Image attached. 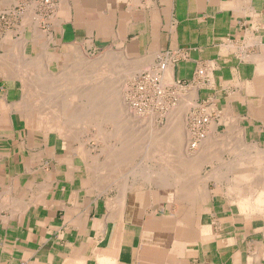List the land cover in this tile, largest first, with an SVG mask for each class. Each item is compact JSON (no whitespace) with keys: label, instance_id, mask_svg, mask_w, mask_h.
<instances>
[{"label":"crops","instance_id":"obj_1","mask_svg":"<svg viewBox=\"0 0 264 264\" xmlns=\"http://www.w3.org/2000/svg\"><path fill=\"white\" fill-rule=\"evenodd\" d=\"M45 1L0 0V264H264V0ZM78 51L142 57L144 70L167 53L173 81L211 66L212 89L196 88L193 102L212 100L219 116L211 144L192 154L187 142L197 161L182 193L104 188L88 136L48 129L58 119L25 108L30 78L61 76Z\"/></svg>","mask_w":264,"mask_h":264},{"label":"bare ground","instance_id":"obj_2","mask_svg":"<svg viewBox=\"0 0 264 264\" xmlns=\"http://www.w3.org/2000/svg\"><path fill=\"white\" fill-rule=\"evenodd\" d=\"M79 48V47H78ZM79 52L80 51H78L77 53V55H79V56H74L77 60V62H76V66H75V68L73 69V71H74V73H72V74H70L69 75V72H70V70H72V68L69 70V72H68V74L66 73L64 76L66 77H68V79L70 78L71 79V77H79V78H77V79H80L79 81L78 80H76L75 78V80L77 81L76 82V84L78 83V82H84V83H86L85 81H89L88 80V78L90 79V78H92L93 80H94V78L97 76H99L98 74H95V73H98V70L100 69H105L104 67L105 66H107V65H109V66H112V68L115 66V65H117V64H120V63H123V64H127V67L125 68V72L124 71H122L123 72V75H122V73H121V77L123 76V77H131V78H134V76H135V74L138 72V68H140L141 66L142 67H144V66H146L148 63L145 61V59H142V57H140L142 60H140V58L138 59V58H134L135 60H133V61H129L130 62V64L128 63V61H126V60H128L127 58L129 57H127V58H125L126 56L124 55L123 57L121 56V54H122V52H120V55H119V57H118V53H117V55H116V53L115 52H112V51H110V52H107L106 54H103V56H100L98 59H95V60H89V59H87L88 57H85V56H83V53L80 55L79 54ZM115 53L114 55H116L117 57H118V61H116V56H114L112 53ZM42 54V53H41ZM74 55V54H73ZM120 56H121V58H120ZM153 56V55H152ZM72 57V56H71ZM114 57H116V58H114ZM150 57V56H149ZM152 58V57H151ZM72 59V62H70V60L67 62V64H66V67H68L67 65H69L70 64V66L72 65V67H74V65H75V63H73V57L71 58ZM146 60H148L147 58H146ZM151 60V59H150ZM16 61V60H15ZM149 61V60H148ZM114 62H116L115 63V65H113L114 64ZM72 63V64H71ZM129 64V65H128ZM149 64H151V63H149ZM121 66H122V64H121ZM149 66V65H148ZM22 67V66H21ZM116 67V66H115ZM114 67V68H115ZM151 67V66H150ZM14 68V67H13ZM24 68V67H23ZM26 68V67H25ZM124 68V67H123ZM67 69H69V68H67ZM107 69V68H106ZM119 69V68H118ZM171 63H167V65H166V67L164 68V72L162 73V77H161V80H162V83H164L163 85H166L167 83H170L171 82ZM17 70V69H16ZM34 70V69H33ZM120 70V69H119ZM121 70H123V69H121ZM111 71V70H110ZM112 71H113V69H112ZM37 72V71H36ZM39 72H41V71H38V75H36V76H34L33 78L31 77L30 78V82H28V83H30V87L26 90L27 92V95L25 96V99L24 100H26V104L27 105H29L28 107L26 106L25 108H39L41 111H42V113L46 116H44L43 115V117L44 118H53V116H54V118L57 120V119H60L61 117L60 116H62V114H64L65 115V118H63L65 121H64V123L62 122H58L59 120H57V123L59 124V123H61V124H59L60 126L58 127V128H54L55 129V131H60L61 133H63V134H65V135H67V136H72V138L75 136V135H78V133H79V131H87V129H89L90 128V126L91 127H95L97 130H98V132H99V134L100 133H102V126H100V124L99 123H101V122H103V120L104 119H106V116H107V113L105 114V112H106V110H111V106H112V108H113V113H111L112 112V110H111V112L109 113L108 111V113H109V118H117L118 119V116L120 117L119 118V125H122V123L124 124V122H121V117H123L127 112H126V109H124L123 110V108L121 107V106H123V105H119V104H117V103H115L114 101V104H116V106H113V105H111V106H107V104H109L107 101H105L104 99H102L104 96L103 95H101L102 93H101V91H98L95 95H96V97H92V98H94L92 101L90 100V95H89V97L87 98V99H89L90 101L89 102H94V104H95V107H93V108H91V110H87L88 108H90L91 106H93V104H88L89 106H87L88 108L86 109L84 106H82L81 104H74V105H71V106H69V105H67V106H69L68 108H71V112L70 111H68V112H66V110L65 111H63L64 113H62V112H60V113H57L58 111H55L56 109H58V108H60V106L59 105H57V104H55V103H57V102H55V100L53 101V99H52V101L54 102V104H49V103H51L52 101H50V95H52V94H50L51 93V91H53V89L54 88H52L51 89V87H52V85H55V76L54 77H48L47 78V76L50 74H45L44 73V75H46V77L44 76V75H42V76H44V77H42L41 75V77L39 76ZM65 72H67V71H65ZM94 72V73H93ZM107 73V72H106ZM37 74V73H36ZM119 74V73H118ZM139 74V73H138ZM51 75H53V74H51ZM101 75V74H100ZM106 75V74H105ZM109 76H110V74H108ZM108 75H106V77L108 76ZM120 75V74H119ZM62 76H63V73H62ZM102 76H104V75H102ZM115 76V75H114ZM60 77V76H59ZM59 77H57V78H59ZM65 77L63 78V79H65ZM99 77H101V76H99ZM105 77V76H104ZM103 77V78H104ZM111 77V76H110ZM122 77V78H123ZM22 78H24V77H22ZM22 78H21V80H22ZM29 78V76H27L25 79H28ZM102 78V80H104L105 81V79H103ZM59 79H62V78H59ZM67 79V78H66ZM73 79V78H72ZM100 79V78H99ZM120 79V78H119ZM119 79H116V77H115V81L116 80H119ZM125 79V78H124ZM130 79V78H129ZM19 80H20V78H19ZM121 80V79H120ZM123 80V79H122ZM121 80V81H122ZM60 81H62V80H60ZM92 81V80H91ZM97 81V80H96ZM101 81V80H100ZM108 81V80H107ZM110 81H111V79H110ZM113 82L114 84L116 83V82ZM126 81V80H125ZM168 81V82H167ZM103 82V81H102ZM101 82V83H102ZM106 82V81H105ZM104 82V83H105ZM60 83H62V82H60ZM90 83V82H89ZM117 83H118V81H117ZM120 83V82H119ZM79 84V83H78ZM91 84H93L92 82H91ZM99 84V83H98ZM108 84V83H107ZM81 85V84H80ZM122 85V84H121ZM121 85H118L119 87L121 86ZM87 86V85H86ZM89 86V85H88ZM117 86V87H118ZM54 87V86H53ZM116 87V88H117ZM114 88H115V86H114ZM113 88V90L115 91L116 89H114ZM56 89V88H55ZM66 89V88H65ZM95 90H96V88H95ZM94 90V91H95ZM118 91L117 92H119V91H121L120 90V88L119 89H117ZM178 90H182V89H178ZM91 91V90H90ZM89 91V92H90ZM93 91V90H92ZM92 91H91V93H92ZM110 91V90H109ZM112 91V90H111ZM25 93V94H26ZM36 93V94H35ZM83 93V92H82ZM109 93V92H108ZM115 93V92H114ZM182 93H184V94H181V92H180V95H182L181 97V103L178 105L177 104V108H175L176 110H174L173 111V113H171V114H173V119H172V122L170 121V119L172 118H170L169 120H168V118H167V120L168 121H170L171 122V125H170V127H168L167 125H166V127L167 128H169L170 129V132L171 133H169V135L170 134H173V135H170L169 136V138H170V140H169V138H166V137H164L165 139H163L162 138V136L161 135H159V137H156V139L157 138H160V136H161V140H163V142H159V143H156L155 142V137H153L155 140L153 141V142H155V144H154V147L155 148H153V145H151V148L149 147L148 148V146H149V144H152L151 142L149 143V144H147L148 146H147V149H145L146 147H144V148H142L144 145H141V143L142 142H144V139L142 140V139H138L137 137H135L136 135H138V134H136V135H134V137H135V139H132V138H134V137H132L131 135H129V134H132L133 135V133H131L130 131H132V130H134V129H131V128H129V129H127V130H129V131H125V130H123V129H119V128H117V127H114V128H116V130H114V132L115 133H113V134H115V136L117 137V145L115 146V147H113V149L114 150H116V152L117 153H115V151H114V154L112 153V151L109 153V154H107L106 156L109 158V160H107L106 159V161H104V160H102V161H104V163L102 162V164H98L97 163V161L95 162V160H93L92 162V164H93V169H92V171H93V173H92V176L94 175V178L93 179H95L97 182H100L101 184L103 183V187L105 188V186H104V183L106 182L107 183V181L111 178V176L113 177V175H115L117 172H119L120 171V175H124L125 177H123V176H121L120 177V175L118 176V174H117V177L118 178H121V182H123L122 180H124V178H126L127 176L126 175H128V174H126V171H128V169H126L125 170V168H123V167H121L122 169H120V167H118L120 170H116V169H112V167H116L117 168V166L116 165H114L115 164V162L117 163V165H121V164H125V166L127 165V164H130V163H132V157L133 156H136V155H140V153H141V151L142 150H145V153L142 151V153H141V155L140 156H144L145 157V159L146 158H148V156H149V159L151 158V159H155L156 161H159V160H163L166 164H168L169 165V167L167 166V168H165V169H158L157 171V173H155V172H152V173H154V174H151V175H149L148 176V178H150V181L153 183V181L152 180H155L154 182L155 183H158V184H156L157 186H176V187H178V186H180L179 188H176V192H178V193H182L183 192V188H184V184H183V182L185 181V179L187 180V178H186V174H185V168L187 167V166H189V163L191 164H193V162H196L197 161V155H194V156H192V157H189L188 155V152L186 153L185 152V150H184V147H186V146H188V140H190V139H187V138H185V136H184V134H186V132H187V129L185 130V128L183 127V122H184V115H185V113H186V111H188L187 110V107H188V105L190 104V103H192L195 99H196V88H189V90L187 91V92H182ZM109 94H111V93H109ZM41 95V96H40ZM53 96V95H52ZM83 96V95H82ZM88 96V95H87ZM101 96H103V97H101ZM111 96H112V94H111ZM55 97L56 96H54L53 98L55 99ZM58 97V96H57ZM62 97V96H61ZM108 97V96H107ZM106 97V99H108ZM116 97V96H115ZM118 97V96H117ZM24 98V97H23ZM85 98V97H84ZM99 98L100 99H102V101L101 102H99ZM66 99V98H65ZM80 97L79 96H74L71 100H73V102H75V103H77V102H79L80 101ZM86 99V98H85ZM76 100V101H75ZM108 100H110V99H108ZM33 101V102H32ZM37 103H39V104H36V102ZM67 101H68V99H67ZM70 101V100H69ZM111 101V100H110ZM35 103V104H32V103ZM105 102H107V104H105ZM119 102H121V101H119ZM118 102V103H119ZM196 102V101H195ZM22 103V102H21ZM85 103V102H84ZM88 103V102H87ZM110 103H112V102H110ZM179 103V102H178ZM121 104H122V102H121ZM55 105V106H54ZM85 105V104H84ZM191 106L193 105H195L194 104V102L192 103V104H190ZM57 106V108L56 109H54V107H56ZM66 106V107H67ZM84 108V109H81V108ZM175 107V106H174ZM22 108V107H21ZM110 108V109H109ZM115 108V109H114ZM52 109H54V110H52ZM25 110V109H24ZM34 110H36V109H33V111ZM60 110H61V108H60ZM27 111H29V110H27ZM30 111H32V109L30 110ZM37 111V110H36ZM41 111H38L37 112V114H35L34 115V113H36L35 111H34V113L33 112H30L31 113V115H32V113H33V115L34 116H36V118L38 117V119H39V116H40V118H42L41 116V114L39 115V113H41ZM52 111H54V112H56V114L54 115L53 113H52ZM170 111H172V110H170ZM25 112H26V110H25ZM66 112V113H65ZM28 114V113H27ZM59 115L58 117H55L56 115ZM127 115V114H126ZM130 115V114H129ZM170 115V113H168V116ZM223 115V114H222ZM225 115V114H224ZM229 115V114H228ZM227 115V116H228ZM128 116V115H127ZM28 117V116H27ZM32 117V116H31ZM30 117V118H31ZM60 117V118H59ZM225 117V119H226V115L224 116ZM229 117V116H228ZM52 118L51 119H49L50 121L52 120ZM136 118V117H135ZM229 118H231V117H229ZM229 118H228V121H229ZM149 119V118H148ZM224 119V118H223ZM36 120V119H35ZM41 120V119H40ZM116 120V119H115ZM123 120H124V117H123ZM136 120H138V118L136 119ZM38 121V120H37ZM42 121H45V122H47L46 120H42ZM42 121L41 122H39L40 124H42ZM105 121H107V119L105 120ZM125 121V120H124ZM224 121V120H223ZM228 121H226V122H228ZM230 121H232L231 119H230ZM30 123H31V121H29ZM44 122V123H45ZM49 122V121H48ZM115 122V121H114ZM146 122V121H145ZM145 122H140V121H134V122H132L133 123V125H134V123H136L137 125H139L140 126V128L139 129H141L142 131L143 130H145V128H143V127H141V125H144L145 124ZM148 123H149V121H147ZM152 122V121H151ZM169 122V123H170ZM233 122H234V119H233ZM51 123H54V122H50V123H46L47 125H50ZM56 123V122H55ZM56 123V124H57ZM104 123V122H103ZM109 123V122H108ZM126 123H127V121H126ZM139 123V124H138ZM144 123V124H143ZM224 123V122H223ZM58 124H57V126H58ZM102 124V123H101ZM105 124V123H104ZM114 124V123H113ZM135 124V125H136ZM185 124V123H184ZM211 124H214L213 122L211 123ZM210 124V125H211ZM216 124V123H215ZM226 124V123H225ZM230 124H232V123H230ZM35 125H37L38 126V123H36ZM52 126H53V124H51ZM111 125H112V123H111ZM126 125V124H125ZM132 124L130 125V126H133ZM237 125V124H236ZM235 125V126H236ZM40 126V125H39ZM38 126V127H39ZM41 126H43V125H41ZM56 126V125H55ZM97 126H100V127H98L97 128ZM115 126H117V125H115ZM144 126H150L149 124L148 125H144ZM152 126H154V125H152ZM232 126V125H231ZM32 127H33V124H32ZM49 127V126H48ZM165 127V126H164ZM210 127H213V125L212 126H210ZM35 128H36V126H35ZM51 128V127H50ZM50 128H48V129H50ZM152 128V127H151ZM238 128V127H237ZM37 129V128H36ZM42 129H43V127H42ZM54 129H52L51 128V130H54ZM56 129H58V130H56ZM113 129V128H112ZM131 129V130H130ZM147 129V128H146ZM156 129V128H155ZM234 129V128H233ZM235 129H236V127H235ZM240 129V128H239ZM239 129L238 130H236V132H238L239 131ZM44 130H45V128H44ZM47 130V129H46ZM138 130V129H137ZM141 130H140V132H141ZM158 131H159V129H157ZM186 132H185V131ZM210 130H211V128H210ZM241 130V129H240ZM58 131V132H59ZM164 132L166 131V129L164 128V130H163ZM163 131H160V133H162ZM242 131V130H241ZM50 132V131H49ZM59 132V133H60ZM97 132V131H96ZM138 131H136V132H134V133H137ZM150 134L151 133H154V132H157V131H154L153 129L152 130H150V131H148ZM167 132H169V131H167ZM236 132H233L232 131V135L234 134L235 135V133ZM58 133V134H59ZM60 133V134H61ZM143 133V132H142ZM214 133V132H213ZM240 133V132H239ZM82 134V133H81ZM98 134V133H97ZM159 133L157 132L156 133V135H158ZM164 134H167L166 132L164 133ZM80 135V134H79ZM78 135V136H79ZM103 134H101V136H102ZM105 135V134H104ZM111 135V134H110ZM139 135H140V133H139ZM153 135V134H152ZM152 135L149 137V138H152ZM190 135V134H189ZM237 135V134H236ZM77 136V137H78ZM100 136V135H99ZM164 136V135H163ZM186 136H188V132H187V135ZM208 136V135H207ZM59 137V136H58ZM110 137H114V136H110ZM145 137V136H144ZM221 137V136H220ZM229 137V136H228ZM243 137V136H242ZM242 137L240 138V139H242ZM76 137H74L73 139H75ZM137 138V139H136ZM185 138V139H184ZM207 138V137H206ZM206 138L201 142V143H203V142H205V140H206ZM212 138V137H211ZM236 138V136H234V139ZM238 138V137H237ZM237 138H236V140H237ZM103 139V138H102ZM107 139V138H106ZM159 139V140H160ZM168 139V140H167ZM173 139V140H172ZM187 139V140H186ZM208 139V141L210 140L211 141V139H210V137L209 138H207ZM218 139V138H217ZM234 139H231V141H233V143L236 141V140H234ZM133 140V141H132ZM136 140V141H135ZM137 140L138 141H140V143L138 142V143H136L137 142ZM153 140V139H152ZM151 140V141H152ZM172 140V141H171ZM230 140V139H229ZM135 141V142H134ZM148 141V140H147ZM147 141H146V143H147ZM150 141V140H149ZM209 141V142H210ZM217 141V140H216ZM214 139H213V141H212V146H214V144H215V142H216ZM222 141V140H221ZM220 141V142H221ZM86 142V141H85ZM187 144H186V143ZM208 142V143H209ZM214 142V143H213ZM218 142V141H217ZM241 142H243V141H240V143ZM114 143V142H113ZM116 143V142H115ZM114 143V144H115ZM131 143H133V144H131ZM145 143V142H144ZM199 144L198 145V147H197V149H195L196 150V152H193L192 151V154H194V153H197V150L200 148V147H202L201 145H203V144ZM223 143V142H222ZM135 144V145H134ZM163 144V145H162ZM171 144V145H170ZM186 144V146H184ZM210 144H211V142H210ZM210 144H205L204 145V148L205 147H211V145ZM217 144V143H216ZM215 144V145H216ZM220 144V143H219ZM225 145H226V142L224 143ZM228 144H231V142L230 143H228L227 142V145ZM238 144H239V140H238ZM243 144V143H242ZM253 144V143H252ZM141 147H140V146ZM223 145V144H222ZM236 145H237V143H236ZM241 145V144H240ZM136 146V147H135ZM145 146H146V144H145ZM238 146V145H237ZM242 146V145H241ZM241 146H239L240 148H241ZM246 146V145H245ZM245 146H243L242 148H244ZM109 147V146H108ZM176 147V148H175ZM234 147L236 148V146H234L233 145V148H232V146H231V148L232 149H234ZM238 147V148H239ZM248 147V146H247ZM106 148V147H105ZM139 149L140 151L139 152H137V153H132V152H130V149L131 150H133V149ZM175 148V149H174ZM188 148V147H187ZM212 148V147H211ZM215 148V147H214ZM217 148H223L222 146L221 147H217ZM217 148H216V150H217ZM227 148H228V146H227ZM231 148H228L229 150L231 149ZM253 148H255V147H253ZM107 149V148H106ZM167 150L166 151V153L165 152H159V150L161 151V150ZM169 149H170V151L171 152H169ZM175 151H177L176 153H172V152H174V150ZM177 149V150H176ZM232 149H231V151L230 152H234L235 151V149L232 151ZM245 149V148H244ZM146 150H147V153H146ZM207 150V149H206ZM210 150H212V149H210ZM209 149H208V151H210ZM215 150V149H214ZM229 150H227V151H229ZM251 150H253V149H251ZM134 151V150H133ZM135 151H137V150H135ZM151 152L152 151V153H149V152ZM189 151V150H188ZM202 151V150H201ZM200 150H199V152H200V154L201 155H199V153H198V155L200 156H198L199 158H201V156H202V154H205V152L203 153V152H201ZM220 151H221V149H220ZM246 151V150H245ZM248 151H250V150H248ZM258 151V149L256 150V152ZM78 152V151H77ZM87 152V151H86ZM109 152V151H108ZM207 152V151H206ZM212 152V151H211ZM211 152H208L210 155H211ZM223 152H224V150H223ZM239 152V154H240V151H236V153H238ZM259 152V151H258ZM257 152V153H258ZM144 153V154H143ZM243 153V152H242ZM248 154H249V152H247ZM261 154H264V153H262V152H260ZM84 154H85V152H84ZM231 154V153H230ZM235 154V153H234ZM243 154H245L246 155V153L244 152ZM247 154V155H248ZM251 154V153H250ZM249 154V155H250ZM253 154H255V153H253ZM208 155V154H207ZM206 155V156H207ZM212 155H214L213 153H212ZM219 155V154H218ZM217 155V156H218ZM245 155H243V157L242 158H244L245 157ZM260 155V154H259ZM259 155H258V157H259ZM204 156V155H203ZM203 156H202V158H203ZM205 156V157H206ZM240 156V155H239ZM95 157V156H94ZM164 157V158H163ZM189 157V158H188ZM204 157V158H205ZM208 157H209V155H208ZM208 157H206V158H208ZM214 157V156H213ZM220 157V156H219ZM247 157V156H246ZM254 157V156H253ZM252 157V159H254V161H255V158H253ZM257 157V158H258ZM84 158V157H83ZM93 158V157H92ZM203 158V159H204ZM210 159H211V157H209ZM232 158H233V156H232ZM231 158V159H232ZM256 158V159H257ZM138 159H140V158H138ZM143 159V158H142ZM150 159V160H151ZM153 159V160H154ZM165 159V160H164ZM209 159V160H210ZM218 160H219V158H217ZM240 158H238V160H239ZM246 159H248V157L246 158ZM117 160V161H116ZM141 160V159H140ZM144 160V159H143ZM206 159H204V161H205ZM212 160V159H211ZM215 160H216V158H215ZM234 160V159H233ZM243 160V159H242ZM251 159H249L248 161H250ZM258 160H259V158H258ZM263 160V159H262ZM262 160H260V161H262ZM87 161V160H86ZM85 161V162H86ZM111 161H114L113 163L111 162ZM198 161H199V159H198ZM202 161V160H201ZM228 161V160H227ZM229 161H230V159H229ZM244 161V160H243ZM84 162V163H85ZM160 162V161H159ZM164 162H163V165H164ZM205 162H210V161H205ZM218 162V161H217ZM222 162H224L223 160H222ZM236 162V161H235ZM247 162V161H246ZM259 162V161H258ZM119 163V164H118ZM133 163H135V162H133ZM154 164H155V161L153 162ZM152 163V164H153ZM198 163H201V162H198ZM228 163H230V162H228ZM227 163V164H228ZM231 163L232 164H235L234 163V161L232 162L231 161ZM230 163V164H231ZM238 163H241V162H239L238 161ZM237 163V164H238ZM253 162L251 161V164H252ZM256 163H257V160H256ZM256 163L254 164V166L256 167V166H258V164L256 165ZM136 164V163H135ZM165 164V165H166ZM224 164H226V163H224ZM223 164V165H224ZM229 164V165H230ZM111 165H114V166H111ZM133 165V164H132ZM207 165V164H206ZM240 164H238V166H239ZM243 165H245V164H243ZM122 166V165H121ZM130 167H131V165H129ZM158 166V165H157ZM156 166V167H157ZM215 166V165H214ZM227 166V165H226ZM225 166V167H226ZM235 166V165H234ZM253 165H252V167H254ZM263 166H264V164H263ZM133 167V166H132ZM131 167V168H132ZM151 167V166H150ZM164 167V166H163ZM166 167V166H165ZM89 168V167H88ZM131 168H130V172L132 171L131 170ZM134 168H136L135 166H134ZM161 168V167H160ZM192 168V167H191ZM210 168V167H209ZM224 168V167H223ZM124 169V170H123ZM194 169H198V168H194ZM222 169V168H221ZM230 169V168H229ZM90 170V169H89ZM190 170V169H189ZM192 170V169H191ZM255 170H257V169H254V171ZM121 171H124L125 173H122ZM149 171V170H148ZM155 171V170H154ZM211 171V170H210ZM259 171V170H258ZM257 171V172H258ZM263 171V170H262ZM104 172V173H103ZM186 172H187V170H186ZM202 172V171H201ZM208 172V171H207ZM212 172H216V171H212ZM211 172V173H212ZM220 172V171H219ZM226 172V171H225ZM253 172V171H252ZM189 174H190V172H188ZM187 173V174H188ZM206 173V172H205ZM210 173V172H209ZM226 173H228V172H226ZM248 173H251V172H248ZM259 173V172H258ZM110 174H112V175H110ZM192 174V173H191ZM253 174H254V172H253ZM261 174V173H260ZM234 175V174H233ZM116 176V175H115ZM194 176H196V177H198L197 176V173H196V175L194 174ZM203 176H204V173H203ZM256 176V175H255ZM262 176H264L263 174H262ZM106 177V178H105ZM117 177H115V178H117ZM123 177V178H122ZM191 177V176H190ZM190 177H188V179L190 178ZM195 177V178H196ZM251 177V176H250ZM253 178H254V176H252ZM258 177H259V174H258ZM107 178H109V179H107ZM112 179V178H111ZM114 179V178H113ZM192 179V178H191ZM194 179V178H193ZM229 179H230V177H229ZM243 179H245V178H243ZM249 179H251V178H249ZM259 179V181H260V179H261V177H259L258 178ZM258 179H255V180H257V182H258ZM117 180V179H116ZM126 180H127V178H126ZM179 180H181V182L180 183H178V181ZM184 180V181H183ZM262 180H263V178L261 179V181L260 182H262ZM118 181H119V179H118ZM231 181H232V179H231ZM113 182H114V180H113ZM116 182V184L118 183L117 181H115ZM114 182V183H115ZM124 182H125V180H124ZM124 182H123V184H124ZM186 182H189V180L188 181H186ZM251 182H252V180H251ZM253 182H255V181H253ZM252 182V183H253ZM256 182V183H257ZM264 182V181H263ZM106 183H105V185H106ZM111 183V182H110ZM113 183V184H114ZM120 184V183H119ZM123 184H121L122 186H123ZM243 184V183H242ZM249 184H251V183H249ZM255 184V183H254ZM253 184V185H254ZM109 184H107V186H108ZM125 185H126V183H125ZM192 185V184H191ZM240 185V184H239ZM260 185V184H259ZM264 185V184H263ZM190 186V185H189ZM256 186V185H255ZM258 186V185H257ZM114 187V186H113ZM112 187V188H113ZM124 187V186H123ZM186 187V186H185ZM99 188H101V186H99ZM116 188H117V190H119V188H118V186L116 187L115 186V190H116ZM108 189H109V187H108ZM121 189V188H120ZM123 189L124 188H122L121 189V191H123ZM185 189H188L189 190V187H186ZM236 189V188H235ZM239 189H241V187L239 188ZM242 189H244V188H242ZM238 190V189H237ZM259 190V188L257 189V191ZM263 191H264V189H262ZM158 191V190H157ZM239 191H242V190H239ZM238 191V192H239ZM255 191V190H254ZM126 192V191H125ZM259 192V191H258ZM260 192H261V190H260ZM240 193V192H239ZM262 193H264V192H262ZM260 195V194H259ZM262 196H264V194H262ZM262 199H260V201H261ZM113 201V200H112ZM263 201H261V203H262ZM116 203V202H115ZM251 209V208H250Z\"/></svg>","mask_w":264,"mask_h":264},{"label":"rangeland","instance_id":"obj_3","mask_svg":"<svg viewBox=\"0 0 264 264\" xmlns=\"http://www.w3.org/2000/svg\"><path fill=\"white\" fill-rule=\"evenodd\" d=\"M107 52H110V51H106V52H101V53H97V54H92V55H90V56H87L88 58L87 59H89V60H95V59H98L100 56H103V54H106ZM112 52H115L116 53V55H117V53H118V57H119V55H120V52H116V51H112ZM111 52V53H112ZM115 53H112L113 55L115 54ZM116 55H114V56H116ZM126 56L125 58H127L129 55H127V54H124V53H122L121 54V56L123 57V56ZM121 56H120V58H121ZM117 57V56H116ZM116 57H114V58H116ZM118 57L116 58V61H118ZM122 59V58H121ZM128 60H126V61H128V63L130 64V62L129 61H133V60H135L132 56H129L128 58H127ZM119 62V61H118ZM115 63L116 62H114V64L113 65H115ZM121 64H122V66H121ZM128 64V65H129ZM75 66H76V63H75V65H74V67H71L72 68V70H70L71 68H69V70H70V72H69V70H67V74H68V72H69V75L70 74H72V73H74V71H73V69L75 68ZM116 66V67H115ZM113 68H112V66H109V65H107V66H105L104 68V70L103 69H99L98 70V73H95V74H98L99 76H101V77H95L94 78V80L92 79V78H88V80L89 81H85L86 83H84V82H78L77 84H76V80H80V79H77V78H79V77H71V79L69 78L68 79V77L66 76H64L66 73H63V76L61 75L59 78H62V79H59V78H55V85H52V87H51V89L52 88H54L53 89V91H51V93L50 94H52V95H50V101H52V99H53V101L55 100V102H57V103H55V104H57V105H59L60 106V108H61V110H60V108H58V109H56L57 108V106L56 107H54V109H56L55 111H58L57 113H60V112H62V113H64L63 111H65L66 110V112H68V111H72L71 110V108H68L69 106H71V105H74V104H81L82 106H84L86 109L88 108L87 106H89L90 104H93V106H91L90 108H88L87 110H91V108H93V107H95V104H94V102H89L91 99L93 100L94 98H92L93 96L94 97H96V93L98 92V91H101V95H105L104 97L103 96H101V97H103L102 99H104L105 101H107L109 104H107V102H105V104H107V106L109 107V106H111V105H113V106H116V104H114V102L115 103H117V104H119L120 106L121 105H123V106H121L122 108H123V110L124 109H126V114L128 115H124L123 117H124V120H123V117H121V122H124V124L122 123V125H119V116H118V119L117 118H109V113L111 112V110H112V112L111 113H113V108H112V106H111V110H106V112H105V114L107 113V116H106V119H107V121H105L106 119H104L103 120V122L105 123H103V122H101V123H99L100 124V126H102V133H100L99 134V132H98V130L95 128V127H91L90 126V128H89V130H87V131H79V133L78 134H81V136H88L87 138L89 139V141H90V152H92V155L93 156H95L94 158H93V160H95V162L97 161V163L98 164H102V162L104 163V161H106V159L107 160H109V158L107 157V156H103L104 154H109L111 151H112V153L114 154V151H115V153H117L116 152V150H114L113 149V147H115L116 145H117V137L115 136V134H113V133H115L114 132V130H116V128H114V127H117V128H119V129H123V130H125V131H129V130H127V129H129V128H131V129H134V130H132V131H130L131 133H133V135L132 134H129V135H131L132 137H134V135H136V134H138V135H136L135 137H137L139 140L140 139H144V142H142L141 143V145H144L142 148H144V147H146L145 149H147V144H149L150 142L152 143V144H149V146H148V148L150 147L151 148V145H153V148H155L154 147V144H155V142L156 143H159V142H163V140H161L160 138H161V136H162V138L163 139H165L164 137H166V138H169V136L170 135H173V134H170L169 135V133H171L170 132V129L169 128H167L166 127V125L168 126V127H170V125H171V122H172V119L174 118L173 117V111L174 110H176L175 108H177V104L179 105L180 103H181V96L182 95H180V92H181V94H184V93H182V91L183 90H178L179 89V87H174V86H171V85H173L174 84V81L173 80H171V82L170 83H167L166 85H163V87L165 88V89H167V91H166V95H164V96H161V97H159V98H157V99H153V103L151 104V107H150V109H149V113H147L146 115H143V116H141V115H138L136 112H135V110L131 107V105H130V102H131V99H130V94H129V90H130V85L132 84V81L134 80V78H135V76H137L138 75V73H141L142 71H144V69H142L143 67L141 66L140 68H138V72L135 74V76H134V78H131V77H121V73H122V75H123V72L122 71H124L125 72V68L127 67V64H123V63H120V64H117V65H115ZM124 67V68H123ZM107 68V69H106ZM120 70H119V69ZM112 69H113V71H112ZM121 69H123V70H121ZM111 70V71H110ZM145 70H147V69H145ZM73 71V72H72ZM65 72V71H64ZM72 72V73H71ZM107 72V73H106ZM94 73V72H93ZM120 75H119V74ZM101 74V75H100ZM108 75V74H110V76L108 75L107 77H106V75ZM102 75H104V76H102ZM115 75V76H114ZM65 77V79H63ZM104 77V78H103ZM115 77H116V79H123L122 81L119 79V80H114L115 79ZM67 78V79H66ZM73 78V79H72ZM76 80H75V79ZM100 78V79H99ZM102 78L103 79H105V81L104 80H102ZM125 78V79H124ZM110 79H111V81H110ZM60 80H62V81H60ZM92 80V81H91ZM97 80V81H96ZM101 80V81H100ZM108 80V81H107ZM126 80V81H125ZM103 81V82H102ZM116 82L115 84L113 83V82ZM117 81H118V83H117ZM60 82H62V83H60ZM90 82V83H89ZM91 82L93 83V84H91ZM102 82V83H101ZM105 82V83H104ZM120 82V83H119ZM168 82V81H167ZM99 83V84H98ZM108 83V84H107ZM81 84V85H80ZM122 84V85H121ZM164 84V83H163ZM87 85V86H86ZM89 85V86H88ZM118 85H121L120 87L118 86ZM54 86V87H53ZM114 86H115V88H114ZM118 86V87H117ZM117 87V88H116ZM56 88V89H55ZM66 88V89H65ZM95 88H96V90H95ZM113 88L114 89H116L115 91L113 90ZM120 88V90L121 91H119V92H117L118 90L117 89H119ZM92 91V93H91V91ZM95 90V91H94ZM110 90V91H109ZM112 90V91H111ZM90 91V92H89ZM83 92V93H82ZM111 93L112 94V96H111V94H109V93ZM115 92V93H114ZM36 94V93H35ZM26 95H27V93H26ZM83 95V96H82ZM88 95V96H87ZM89 95H90V97H89ZM41 96V95H40ZM54 96H56L55 97V99L53 98ZM58 96V97H57ZM62 96V97H61ZM74 96H79L81 99H80V101L79 102H77V103H75V102H73V100H71ZM108 96V97H107ZM116 96V97H115ZM118 96V97H117ZM148 96L150 97V94H148ZM86 99H85V98ZM90 98V100L89 99H87V98ZM106 97L108 98V99H110V100H108V99H106ZM66 98V99H65ZM67 99H68V101H67ZM102 99H100L99 98V102H101L102 101ZM150 99H151V97H150ZM70 100V101H69ZM91 100V101H92ZM51 102V103H49V104H54V102ZM76 101V100H75ZM114 101V102H113ZM119 101H121L122 102V104H121V102H119ZM147 101H149V98H147ZM33 102V101H32ZM31 102V103H32ZM36 102V101H35ZM85 102V103H84ZM88 102V103H87ZM110 102H112V103H110ZM119 102V103H118ZM150 102V101H149ZM149 102H147V103H149ZM179 102V103H178ZM144 103H146L145 102V100H144ZM199 103V102H198ZM32 104H35V103H32ZM36 104H39V103H37L36 102ZM85 104V105H84ZM89 104V105H88ZM111 104V105H110ZM194 104H196V103H194ZM67 105H69V106H67ZM55 106V105H54ZM67 106V107H66ZM175 106V107H174ZM195 106V105H194ZM192 107H193V105H192ZM31 109H32V111H30V112H33L34 113V111L36 112V113H34V114H37V112L38 111H41L39 108H32L31 107ZM33 109H36V110H34L33 111ZM54 109H52V110H54ZM81 109H84L83 107L81 108ZM110 109V108H109ZM115 109V108H114ZM189 109V107H187V110ZM170 110H172V111H170ZM192 109H190V110H188V111H186V113H185V120H186V124H188V121H189V119H190V111H191ZM109 113H108V112ZM42 112V111H41ZM65 112V113H66ZM32 113V114H33ZM52 113L55 115L56 114V112H54V111H52ZM168 113H170V115L168 116ZM171 113H173V114H171ZM130 114V115H129ZM59 115L57 114L55 117H58ZM61 117V118H60ZM59 118L60 119H58L59 121L58 122H63L64 123V119L63 118H65V115L64 114H62V116H60ZM63 117V118H62ZM136 117V118H135ZM172 117V118H171ZM52 118V117H51ZM53 118H54V116H53ZM138 118V120H136ZM149 118V119H148ZM167 118H168V120L170 119V121H168L167 120ZM116 119V120H115ZM115 121V122H114ZM126 121H127V123H126ZM134 121H140V122H145V124L146 125H150V126H144V125H141V127H143V128H145V130H141V129H139L140 128V124L139 125H137L136 123H134V125H133V123L132 122H134ZM147 121H149V123L147 122ZM152 121V122H151ZM53 122H55L54 120H53ZM61 122V123H62ZM109 122V123H108ZM170 122V123H169ZM61 123H59V124H61ZM111 123H112V125H111ZM114 123V124H113ZM58 124V123H57ZM57 124H53V126L52 125H48L49 127L48 128H52V129H54V128H58L60 125L58 124V126H57ZM126 124V125H125ZM133 125V126H130V125ZM136 124V125H135ZM56 125V126H55ZM115 125H117V126H115ZM152 125H154V126H152ZM100 126H97V128L98 127H100ZM114 126V127H113ZM165 126V127H164ZM54 127V128H53ZM139 127V128H138ZM152 127V128H151ZM113 128V129H112ZM147 128V129H146ZM156 128V129H155ZM164 128L166 129V133L167 134H164L165 132L163 131L164 130ZM130 129V130H131ZM138 129V130H137ZM154 130V131H157L159 134L158 135H156V133L157 132H154V133H149L148 131H150V130ZM157 129H159V131L157 130ZM186 129H187V132H188V135H189V131H188V126H186ZM55 130V129H54ZM56 130H58V129H56ZM140 130H141V132H140ZM59 131V130H58ZM97 131V132H96ZM117 131V130H116ZM136 131H138L137 133H134V132H136ZM160 131H163L162 133H160ZM167 131H169V132H167ZM60 132V131H59ZM143 132V133H142ZM186 132V131H185ZM187 132H186V135H187ZM98 133V134H97ZM139 133H140V135H139ZM101 134H103L102 136H101ZM105 134V135H104ZM111 134V135H110ZM153 134V135H152ZM100 135V136H99ZM152 135V138H149L150 136ZM159 135H161L160 136V138H157L156 139V137H159ZM164 135V136H163ZM110 136H114V137H110ZM145 136V137H144ZM156 136V137H155ZM135 137L134 138H132V139H135ZM153 137H155V139L153 138ZM171 137V136H170ZM188 137V136H187ZM103 138V139H102ZM107 138V139H106ZM136 138V139H137ZM172 138V137H171ZM153 139V140H152ZM160 139V140H159ZM148 140V141H147ZM150 140V141H149ZM152 140V141H151ZM155 140V142H153ZM168 140V139H167ZM169 140H170V138H169ZM173 140V139H172ZM171 140V141H172ZM133 141V140H132ZM136 141V140H135ZM134 141V142H135ZM146 141H147V143H146ZM115 144H114V143ZM140 143V141H138L137 140V142L136 143ZM131 144H133V143H131ZM145 144H146V146H145ZM160 144V143H159ZM135 145V144H134ZM163 145V144H162ZM171 145V144H170ZM109 146V147H108ZM140 146V145H139ZM107 149H106V148ZM136 147V146H135ZM141 147V146H140ZM188 146H186L184 149L186 150V149H188L187 148ZM176 148V147H175ZM174 148V149H175ZM133 149V148H132ZM173 149V150H174ZM134 150V151H133ZM133 150H131L130 149V152H134V153H137V152H139L140 150L139 149H133ZM135 150H137V151H135ZM177 150V149H176ZM109 151V152H108ZM144 153H145V150H142ZM142 151H141V153H142ZM166 151L167 150H159V152H165L166 153ZM178 151V150H177ZM177 151H175L174 150V152H172V153H176ZM149 152V151H148ZM169 152H171L170 151V149H169ZM141 153H140V155H141ZM143 153V154H144ZM146 153H147V150H146ZM149 153H152V151L151 152H149ZM148 154V153H147ZM139 154L138 155H136V156H133L132 157V163H130V164H127L126 166H125V164H121L120 166L119 165H117V163L115 162V164L114 165H116L117 166V168L114 166V165H111V166H114V167H112V169L114 168V169H116V170H120V169H122L121 167H123V168H125V170L126 169H128V171H126V174H128V175H126L127 177V180H126V178H124V180H125V182H124V180H122L124 183H128L129 185H131V186H139V187H145V186H150V185H156V184H158V183H155L154 181L155 180H152L153 181V183L150 181V178H148V176L149 175H151V174H154V173H152V172H155V173H157L158 171V169H165V168H167V166L169 167V165L168 164H166L162 159L161 160H159V161H156L154 158V160L153 159H149V156H148V158H146L145 159V157L143 156H140ZM138 158H140V159H138ZM144 160H143V159ZM164 158V157H163ZM102 160H104V161H102ZM165 160V159H164ZM117 161V160H116ZM155 161V164L153 163ZM112 163L114 162V161H111ZM133 162H135V163H133ZM163 162H164V165H163ZM153 163V164H152ZM119 164V163H118ZM133 164V165H132ZM166 164V165H165ZM129 165H131V167L129 166ZM158 165V166H157ZM134 166L136 167V168H134ZM151 166V167H150ZM157 166V167H156ZM164 166V167H163ZM166 166V167H165ZM118 167H120V169L118 168ZM161 167V168H160ZM130 168H131V172L129 171L130 170ZM124 170V169H123ZM149 170V171H148ZM155 170V171H154ZM122 173H125L124 171H121ZM104 173V172H103ZM120 173V171L119 172H117L115 175H113V177L111 176V178L109 179V178H107V179H109L108 181L109 182H111L112 184L115 182V181H117L118 183L117 184H119V183H123V182H121V178H118L117 177V174H118V176L120 175L119 174ZM151 173V174H150ZM110 175H112V174H110ZM125 175V174H124ZM124 175H120V177L121 176H123V177H125ZM115 177H117V178H115ZM122 177V178H123ZM106 178V177H105ZM114 178V179H113ZM117 179V180H116ZM118 179H119V181H118ZM113 180H114V182H113ZM107 181V182H108ZM181 182V180H179L178 181V183H180ZM114 184H116V182L114 183Z\"/></svg>","mask_w":264,"mask_h":264},{"label":"built area","instance_id":"obj_4","mask_svg":"<svg viewBox=\"0 0 264 264\" xmlns=\"http://www.w3.org/2000/svg\"><path fill=\"white\" fill-rule=\"evenodd\" d=\"M172 62L170 56L165 53L160 56L158 62L150 69L144 70L135 76L130 85L129 94L131 99L130 105L138 115L143 116L149 113L153 99L167 94V89L163 87L161 77L167 63ZM211 72V66H200L194 72V76L190 82L174 81V84L171 86L179 87V89L183 90L182 92H187L190 87L212 89ZM148 94H150L151 99ZM147 98H149L150 102L147 101ZM144 100L146 103H144ZM191 109L187 126L190 134L189 149L194 151L207 137L209 123L213 118L218 117L219 113L210 99L204 102H197Z\"/></svg>","mask_w":264,"mask_h":264}]
</instances>
